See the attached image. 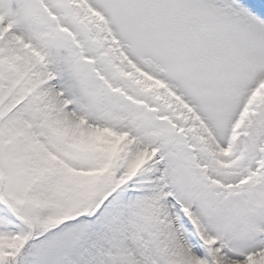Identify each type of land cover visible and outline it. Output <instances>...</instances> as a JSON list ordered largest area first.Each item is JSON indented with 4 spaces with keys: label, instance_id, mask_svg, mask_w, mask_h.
<instances>
[{
    "label": "snow or ice",
    "instance_id": "1",
    "mask_svg": "<svg viewBox=\"0 0 264 264\" xmlns=\"http://www.w3.org/2000/svg\"><path fill=\"white\" fill-rule=\"evenodd\" d=\"M0 264H264V0H0Z\"/></svg>",
    "mask_w": 264,
    "mask_h": 264
}]
</instances>
